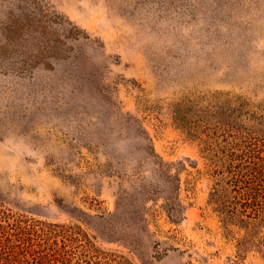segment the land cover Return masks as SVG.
<instances>
[{
  "label": "rangeland",
  "instance_id": "rangeland-1",
  "mask_svg": "<svg viewBox=\"0 0 264 264\" xmlns=\"http://www.w3.org/2000/svg\"><path fill=\"white\" fill-rule=\"evenodd\" d=\"M176 110L264 159V0H0V264H264Z\"/></svg>",
  "mask_w": 264,
  "mask_h": 264
},
{
  "label": "trees",
  "instance_id": "trees-1",
  "mask_svg": "<svg viewBox=\"0 0 264 264\" xmlns=\"http://www.w3.org/2000/svg\"><path fill=\"white\" fill-rule=\"evenodd\" d=\"M174 119L179 127L198 137V141L204 147L202 152L208 161V174L212 185L209 193V201L214 210L219 212L223 221L228 224L233 220L249 226H257L264 223V159L256 153V150L245 140L240 131L222 129L220 133L215 131L210 134V122L206 119L190 121L181 110H176ZM221 122L217 121V126ZM204 129L205 134L199 136L198 129ZM144 133L149 138L148 154L153 156L156 171L164 179L162 192L165 194L164 207L170 218H176L184 211V206L176 202L181 188L180 174H173L171 167L156 152L153 140L143 127ZM221 129V128H219ZM192 136V138L194 137ZM195 137L193 139H195ZM195 139V140H197ZM144 193V192H143ZM141 192V194H143ZM124 192L118 194L117 208L123 209ZM141 197L138 196L137 201ZM255 221V222H254ZM257 221V222H256ZM120 257V256H119ZM71 262L68 257H62L63 264ZM107 260L81 259L77 264H113ZM14 264V263H13ZM36 264H42L37 262ZM119 264H133L130 260L121 257Z\"/></svg>",
  "mask_w": 264,
  "mask_h": 264
}]
</instances>
